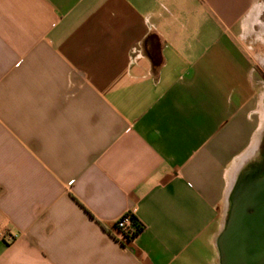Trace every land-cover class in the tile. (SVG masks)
Returning <instances> with one entry per match:
<instances>
[{"label": "crops", "instance_id": "crops-1", "mask_svg": "<svg viewBox=\"0 0 264 264\" xmlns=\"http://www.w3.org/2000/svg\"><path fill=\"white\" fill-rule=\"evenodd\" d=\"M263 65L264 0H0V264H219Z\"/></svg>", "mask_w": 264, "mask_h": 264}, {"label": "water", "instance_id": "water-1", "mask_svg": "<svg viewBox=\"0 0 264 264\" xmlns=\"http://www.w3.org/2000/svg\"><path fill=\"white\" fill-rule=\"evenodd\" d=\"M233 183L215 240L219 264H264V150Z\"/></svg>", "mask_w": 264, "mask_h": 264}, {"label": "rangeland", "instance_id": "rangeland-1", "mask_svg": "<svg viewBox=\"0 0 264 264\" xmlns=\"http://www.w3.org/2000/svg\"><path fill=\"white\" fill-rule=\"evenodd\" d=\"M263 69H264V65H263ZM263 79H264V75H262ZM260 140H259V145H257V153L258 154H255L253 155L251 151H249V156L247 157V159L243 162V164L238 167V168H235L232 175H231V183L229 185V188H228V191H227V195H226V199H225V204H224V211L226 209V203H227V200L228 198L232 195L233 193V189L231 190V188L233 187V183H237L239 182V178L243 175V173L247 170H250L252 169L253 167H255V165L257 164V161H256V156L257 155H260L263 153V150H264V135L262 134L260 136Z\"/></svg>", "mask_w": 264, "mask_h": 264}, {"label": "built area", "instance_id": "built-area-1", "mask_svg": "<svg viewBox=\"0 0 264 264\" xmlns=\"http://www.w3.org/2000/svg\"><path fill=\"white\" fill-rule=\"evenodd\" d=\"M115 227L120 232L124 244H132L141 232L136 229L135 216L130 211L124 213L115 221Z\"/></svg>", "mask_w": 264, "mask_h": 264}, {"label": "trees", "instance_id": "trees-1", "mask_svg": "<svg viewBox=\"0 0 264 264\" xmlns=\"http://www.w3.org/2000/svg\"><path fill=\"white\" fill-rule=\"evenodd\" d=\"M135 227L138 231H141L142 230V227L141 225H139V222L137 221V219L135 218Z\"/></svg>", "mask_w": 264, "mask_h": 264}]
</instances>
